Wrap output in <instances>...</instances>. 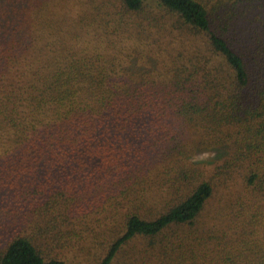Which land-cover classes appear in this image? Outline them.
Instances as JSON below:
<instances>
[{
	"label": "trees",
	"instance_id": "trees-1",
	"mask_svg": "<svg viewBox=\"0 0 264 264\" xmlns=\"http://www.w3.org/2000/svg\"><path fill=\"white\" fill-rule=\"evenodd\" d=\"M0 264H264V0H0Z\"/></svg>",
	"mask_w": 264,
	"mask_h": 264
},
{
	"label": "rangeland",
	"instance_id": "rangeland-1",
	"mask_svg": "<svg viewBox=\"0 0 264 264\" xmlns=\"http://www.w3.org/2000/svg\"><path fill=\"white\" fill-rule=\"evenodd\" d=\"M214 153H215V151H208V152L201 154L199 157H213V156H215Z\"/></svg>",
	"mask_w": 264,
	"mask_h": 264
}]
</instances>
